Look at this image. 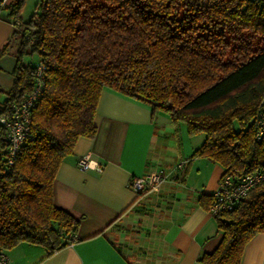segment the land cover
<instances>
[{
    "label": "trees",
    "instance_id": "1",
    "mask_svg": "<svg viewBox=\"0 0 264 264\" xmlns=\"http://www.w3.org/2000/svg\"><path fill=\"white\" fill-rule=\"evenodd\" d=\"M13 34L20 40L0 113L32 90L38 60L46 69L29 135L10 163L0 124V249L27 242L49 256L71 243L78 220L54 204L52 184L77 139L95 134L103 87L202 134L191 158L219 163L222 173L264 167V135L255 138L264 118V0H38ZM202 198L208 209L212 195ZM214 218L221 239L196 262L240 264L264 232V182Z\"/></svg>",
    "mask_w": 264,
    "mask_h": 264
},
{
    "label": "crops",
    "instance_id": "2",
    "mask_svg": "<svg viewBox=\"0 0 264 264\" xmlns=\"http://www.w3.org/2000/svg\"><path fill=\"white\" fill-rule=\"evenodd\" d=\"M94 120L95 134L77 139L52 184L54 204L78 220L76 240L49 256L21 242L6 250L10 264H198V255L221 239L200 196L212 195L223 167L190 157L204 136L189 135L167 112L152 113L145 100L108 87ZM85 155L101 171L80 169ZM153 168L167 178L158 191L137 194L129 180ZM240 264H264V232L247 242Z\"/></svg>",
    "mask_w": 264,
    "mask_h": 264
},
{
    "label": "built area",
    "instance_id": "3",
    "mask_svg": "<svg viewBox=\"0 0 264 264\" xmlns=\"http://www.w3.org/2000/svg\"><path fill=\"white\" fill-rule=\"evenodd\" d=\"M10 0H0V20L2 11L8 6ZM9 21V20H7ZM13 27L19 25V19L13 18ZM46 65L38 60L33 71V88L26 97L18 103H12L5 112L0 113V124L5 127L7 140V159L12 162L20 150L21 143L29 135L30 131V108L40 97L44 86ZM255 138L260 139L264 135V118L257 119ZM77 166L86 170L93 168L101 171V165L89 158L87 155L77 160ZM167 178V173L163 169L153 168L143 174L135 175L129 180V186L137 193L148 190L158 191L161 184ZM264 182V167L254 170L230 169L221 173L216 187L212 193V199L208 206V211L215 216L223 211L232 209L250 189L258 183ZM76 240L75 235L72 242ZM0 264H10L7 252L0 249Z\"/></svg>",
    "mask_w": 264,
    "mask_h": 264
},
{
    "label": "rangeland",
    "instance_id": "4",
    "mask_svg": "<svg viewBox=\"0 0 264 264\" xmlns=\"http://www.w3.org/2000/svg\"><path fill=\"white\" fill-rule=\"evenodd\" d=\"M18 2V0H10L8 6L1 13L0 20V48L5 46L3 53L0 54V100L5 97V91L9 88L10 80V68L14 61V53L17 49V45L20 40V36L13 34V25H11L12 17L8 14L12 4ZM38 0H23L21 1L18 9V15H14L15 18L21 21L27 20L33 13ZM9 20V21H7ZM19 32L22 30V26L17 28ZM24 59L36 60V55L30 56L29 54L23 55ZM196 163H214L205 157H195Z\"/></svg>",
    "mask_w": 264,
    "mask_h": 264
}]
</instances>
